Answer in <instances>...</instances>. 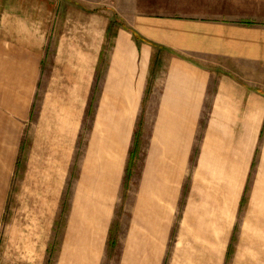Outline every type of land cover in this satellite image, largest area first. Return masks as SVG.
<instances>
[{
    "label": "crops",
    "instance_id": "1",
    "mask_svg": "<svg viewBox=\"0 0 264 264\" xmlns=\"http://www.w3.org/2000/svg\"><path fill=\"white\" fill-rule=\"evenodd\" d=\"M0 111V173L9 155L18 166L31 121L27 173L52 191L44 201H17L46 210L23 234L28 263L102 264L128 142L144 111L145 181L160 191L154 203L148 194L151 206L167 208L187 159L197 158L187 213L194 258L171 264H223L228 254V264H264V0H0ZM90 111L89 141L116 145L90 150L79 164L52 263L53 229ZM153 218L144 216L145 239L160 236L148 228L161 222ZM161 238L159 249H126L120 264H164Z\"/></svg>",
    "mask_w": 264,
    "mask_h": 264
},
{
    "label": "rangeland",
    "instance_id": "2",
    "mask_svg": "<svg viewBox=\"0 0 264 264\" xmlns=\"http://www.w3.org/2000/svg\"><path fill=\"white\" fill-rule=\"evenodd\" d=\"M94 94L96 95V93ZM91 111L82 127L80 141L74 147L75 156L69 174V187L67 185L63 192L61 198L63 202L56 218L57 225L53 229L54 238L52 239V243H55V249L51 258L52 263L55 262V254H57L59 244L61 243L63 226H65L66 217L71 208V206L67 207V203L69 201H75V196H77L75 189L78 186L79 164H83L90 150L94 149L102 153L104 151L100 150H108V146L116 145V142L89 141L90 135L93 133ZM151 114L150 120L153 122L155 111H151ZM2 116H5V111H0V119ZM143 117L144 111H141L137 119L135 134L130 136V141L128 142V157L125 159L123 168L121 169L119 202L114 209L111 236L108 243L107 241L105 243L102 264H120L124 258L126 249L147 248L149 242L152 248L159 249L162 242L161 236L165 235V233L167 234V256L165 260L163 257L162 263H185L184 260L187 257L194 258L187 254L190 251L187 249L188 243H191V240L189 241L188 239L189 232L193 228L191 226L192 224L188 223L187 213L192 197L191 167L197 163V158L194 156L187 159L182 186L177 191H168L167 208L159 209V207L151 206V201H146L145 199H147L149 193L153 192L152 203L158 201L156 198H158L157 195L160 196V191H155L156 188H151L153 185L145 181L144 152L151 126L148 125L145 127ZM105 128L107 126L96 127L101 133H103ZM19 129H22V127L16 129L13 126L8 127L9 132L13 133H17ZM23 134L24 138L21 154L18 158V166L16 167L17 159H14L12 155H9V158H6V160H2V162L6 163V166L2 165V173H0V264H30L28 263V259L31 256V248L28 245L31 241L28 240L29 236H23V234L30 232V229H27L28 227L35 226L31 223L32 216H39L41 219L43 216L40 215L46 210L43 208L27 209L21 205L19 206L17 201H44L43 198L48 197L52 192L46 188L50 184L44 181L40 182L38 174L27 173V163L31 160L30 151L33 144V127L31 121L27 123ZM33 177L36 179L34 184ZM33 185H36L37 188L34 189ZM164 192L162 190V194ZM93 193L91 190L90 194L93 195ZM85 196L83 201H86ZM91 197L88 196L87 198L91 199ZM172 201H175L174 206H170ZM27 215H30V218ZM145 215H151V217H154L153 219L161 221H151L148 223L151 234L156 230L157 232H161L160 236L159 233L156 235L153 234L150 240L143 237V234H146L145 232H149L145 229ZM40 227L42 228L43 225L40 224ZM235 242L232 241L233 244ZM39 244L43 247V242L40 241ZM181 248L183 249V254H180ZM178 249H180L179 252H177ZM229 251L231 250L229 249ZM153 257L155 258V255ZM231 257L232 255L229 254L223 257V264H228Z\"/></svg>",
    "mask_w": 264,
    "mask_h": 264
}]
</instances>
